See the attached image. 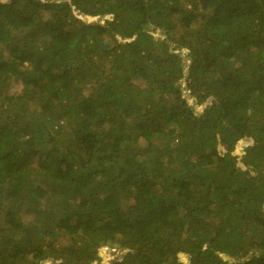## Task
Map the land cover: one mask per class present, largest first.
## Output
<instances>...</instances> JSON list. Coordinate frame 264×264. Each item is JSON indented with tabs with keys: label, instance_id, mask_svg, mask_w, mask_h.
<instances>
[{
	"label": "trees",
	"instance_id": "obj_1",
	"mask_svg": "<svg viewBox=\"0 0 264 264\" xmlns=\"http://www.w3.org/2000/svg\"><path fill=\"white\" fill-rule=\"evenodd\" d=\"M263 166L264 0H0V264H264Z\"/></svg>",
	"mask_w": 264,
	"mask_h": 264
},
{
	"label": "rangeland",
	"instance_id": "obj_2",
	"mask_svg": "<svg viewBox=\"0 0 264 264\" xmlns=\"http://www.w3.org/2000/svg\"><path fill=\"white\" fill-rule=\"evenodd\" d=\"M149 32L151 33V35L153 36V37H157L158 35H161L160 34V30H157V31H152L151 29H149ZM166 36H162V38H165ZM170 43V42H169ZM173 44H175L174 42H172ZM179 53H181V54H183V61H184V58L186 59L187 57H188V55H187V53H186V50L184 49V50H181ZM186 62V61H185ZM186 67H187V64H186ZM181 83H182V85L184 84V80H181ZM20 89V87H19V85H17V84H14V83H9L8 84V86L6 87V91H7V93H9V94H11L12 92H16V91H18ZM183 92H185V94L187 95V97H188V102L189 103H191L192 102V100H193V97H191L190 95H189V93L187 92V90H185L184 88H183ZM203 107H204V104H201V105H198V106H196L195 107V109H196V111L197 112H201L202 111V109H203ZM239 150L237 149V145H235V149H234V153H238L239 154ZM239 157H240V155H239ZM239 157H238V163H237V165L238 166H241L243 169H246L247 167H249V166H245V164H243L242 163V161H239ZM250 168V167H249ZM116 248V250H114V251H112L111 249L109 250L108 248H104V246H100L99 248H98V250H97V255H99L98 254V251H102L103 252V257H104V260H105V262L106 263H103V264H111V262H113L114 260H120V258L122 257V254H123V252L124 251H126V249H120L119 247H115ZM110 257V258H109ZM101 260H102V257H101ZM101 260L100 261H96L97 263L98 262H100V263H102L101 262ZM181 261H182V263L184 264V263H186L187 262V258L185 257V256H182L181 257ZM45 264H47V262L45 263ZM48 264H50V263H48ZM92 264H93V262H92Z\"/></svg>",
	"mask_w": 264,
	"mask_h": 264
},
{
	"label": "water",
	"instance_id": "obj_3",
	"mask_svg": "<svg viewBox=\"0 0 264 264\" xmlns=\"http://www.w3.org/2000/svg\"><path fill=\"white\" fill-rule=\"evenodd\" d=\"M3 2H6V1H9V0H2ZM75 10V15L80 18L82 21L84 22H89V23H92V22H103V19H104V16L102 14H98L96 16H90V15H84V14H81L76 8H74ZM108 17L110 18H113V15H108ZM117 38L119 39V41H127L129 39H122L120 36H117ZM171 44V48L172 49H176L177 52H180L182 50V48L178 47L176 48V46L170 42ZM182 66L184 68V71L187 72V67H186V63L183 62L182 63ZM212 99V97L210 98ZM240 141V142H239ZM237 142V149L240 151V152H243V149L245 146H247L248 144H251L255 141V138L253 137H250L248 135L244 136L243 139L239 140ZM220 148H222V146H220ZM239 161H242V155H240L239 157ZM100 246H108L109 250H110V247H120V244L119 243H116V242H111V241H100L99 243ZM98 254L99 255H103V252L102 251H98ZM179 255H182L181 253Z\"/></svg>",
	"mask_w": 264,
	"mask_h": 264
},
{
	"label": "clouds",
	"instance_id": "obj_4",
	"mask_svg": "<svg viewBox=\"0 0 264 264\" xmlns=\"http://www.w3.org/2000/svg\"><path fill=\"white\" fill-rule=\"evenodd\" d=\"M182 50H184V49H182ZM186 50V49H185ZM186 53H187V50H186ZM188 54V53H187ZM186 61V62H185ZM183 62H185L186 64H188L189 62H190V59H189V56L185 59L184 58V61ZM185 96H187L186 94H185ZM187 99H188V97H187ZM193 101V100H192ZM189 103V102H188ZM196 106H198V105H196ZM195 106V107H196ZM240 142V141H239ZM237 145V144H236ZM244 150V149H243ZM242 153L243 152H239V155H242ZM104 246H106V245H104ZM107 248H109L108 246H106ZM112 248H115V247H110V249L112 250ZM120 248V247H119ZM47 262V264L49 263L48 261H44L43 262V264H45Z\"/></svg>",
	"mask_w": 264,
	"mask_h": 264
},
{
	"label": "built area",
	"instance_id": "obj_5",
	"mask_svg": "<svg viewBox=\"0 0 264 264\" xmlns=\"http://www.w3.org/2000/svg\"><path fill=\"white\" fill-rule=\"evenodd\" d=\"M262 174H263V176H264V166H263V168H262ZM104 248H107L106 246H104ZM114 250H116V248H112V251H114ZM110 258V257H109Z\"/></svg>",
	"mask_w": 264,
	"mask_h": 264
},
{
	"label": "bare ground",
	"instance_id": "obj_6",
	"mask_svg": "<svg viewBox=\"0 0 264 264\" xmlns=\"http://www.w3.org/2000/svg\"><path fill=\"white\" fill-rule=\"evenodd\" d=\"M100 256V258L102 257V255H99ZM93 264H97V262L95 261V262H93Z\"/></svg>",
	"mask_w": 264,
	"mask_h": 264
}]
</instances>
